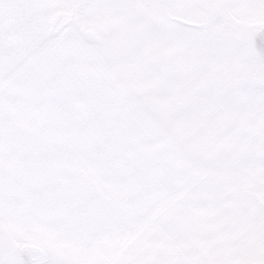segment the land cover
<instances>
[{"label": "snow or ice", "instance_id": "1", "mask_svg": "<svg viewBox=\"0 0 264 264\" xmlns=\"http://www.w3.org/2000/svg\"><path fill=\"white\" fill-rule=\"evenodd\" d=\"M0 264H264V0H0Z\"/></svg>", "mask_w": 264, "mask_h": 264}]
</instances>
